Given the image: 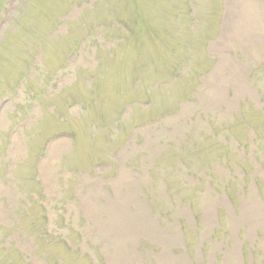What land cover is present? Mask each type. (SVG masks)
Masks as SVG:
<instances>
[{"label":"rangeland","instance_id":"rangeland-1","mask_svg":"<svg viewBox=\"0 0 264 264\" xmlns=\"http://www.w3.org/2000/svg\"><path fill=\"white\" fill-rule=\"evenodd\" d=\"M18 19L8 49L46 68L0 93V264H264V0H0V41ZM92 100L103 151L59 137L38 158L20 125L47 136Z\"/></svg>","mask_w":264,"mask_h":264},{"label":"trees","instance_id":"trees-1","mask_svg":"<svg viewBox=\"0 0 264 264\" xmlns=\"http://www.w3.org/2000/svg\"><path fill=\"white\" fill-rule=\"evenodd\" d=\"M24 8V7H23ZM23 10V9H22ZM22 10L20 11V13L22 12ZM9 15V13H7ZM5 17H1V20L4 22L6 18ZM26 13L21 16L22 19H25L26 17ZM21 23V19H18V28H11L7 31V33H5L3 35V40L0 41V48L3 50V52H0V62H1V67L4 68L3 72L7 70H11L13 76H12V80H7L4 79L3 82H5L4 87L0 88V93H5V92H10L9 87H12L15 83V81L19 78L23 79L25 81V83H29L28 85L30 86H34L35 85V81L34 79L37 77L38 73L37 70H40V74H42V72H44L45 68H46V62L42 63V65H40L39 63H34L33 60L30 61V57L33 56L34 53L39 54L42 56L44 55V51H40V50H36V45H26L23 46V44H21V49L22 50H18L17 46L15 48L12 49H8L10 46V44H12L13 42H15V40H17V34L20 32V30H22L24 27L23 25L20 24ZM18 41V40H17ZM43 44L45 45V42H43ZM7 51V53L5 54V52ZM28 53V54H27ZM44 58V57H43ZM42 58V59H43ZM35 68V73L32 71H27L28 68ZM22 76H25V78H22ZM48 76V73H47ZM44 79V78H43ZM8 81H11L10 83ZM41 82V84H40ZM40 88L41 86L44 85L45 82L40 81ZM21 83H17V87L20 86ZM40 88H37L38 91H40ZM13 96L11 95H7L4 96V98L0 101V104L2 102V104L6 103V102H11L13 101ZM95 100H92L90 102V105L87 108H83L81 112H79L78 114H72L70 111L66 112V114L62 115L63 119L62 122H60L61 126H64V128H62L61 130H58L56 132H52L51 134H48L47 136L45 135H40L39 133H37L36 129L34 128H27V124L24 122L22 123L21 127H23V130L28 129L29 133L25 135V139L29 142V145L31 144V142L33 141H38V139L43 140V145H42V149L40 150V156H46V153L48 154V149H47V143L54 137L59 136V135H63V134H67L68 136H71L73 138V140L75 141V143L78 144V141H83L86 140L87 144L85 145V149H87V151L92 152L94 151L95 148H99V150L104 149V144L102 143H96L94 142L96 140V138H99L100 134L103 132L107 131V126L105 127L104 125L100 124L99 122H103V120L106 119L104 112L100 110V104L95 106ZM98 102V100H97ZM47 112L43 113L40 120L38 121V124H45L46 121L49 120V117L51 118H59V115H57L58 110H60L59 107H55L53 109V112H50L51 110L49 108H46ZM57 109V111H56ZM22 111V107H15L14 109V113L19 114ZM61 111V110H60ZM83 120H87L89 121V125L87 126L88 128V132L90 133V135L92 136V138H90L91 140L87 139L88 137L82 132L79 123L83 122ZM110 121H112L110 119ZM114 121V120H113ZM116 122V119H115ZM19 123V122H18ZM117 123V122H116ZM115 123V127H114V131L119 132V130H117V124ZM48 124V123H46ZM36 126V125H35ZM93 126V129H92ZM90 128V129H89ZM103 128V129H102ZM13 131V130H12ZM81 137V138H80ZM107 142H109V139L107 137L106 139ZM7 143L9 144V141L7 140ZM40 143V146H41ZM109 145V143H108ZM0 146H2V143H0ZM29 151H31V148L29 149ZM31 155V156H30ZM33 160V154L31 151V154H28L27 159L25 158V160H23L21 163H23V165H25V172L27 170V168L30 166V163ZM20 164V163H19ZM17 164V165H19ZM35 171L37 173V167L35 168ZM206 174H204L205 176H203V178L201 179L202 182V186L206 187V186H210L212 188H214V184L216 186H220L222 187L224 180H227V178L223 175V173L220 170H214V171H209L206 172ZM23 174V173H22ZM209 176V177H208ZM3 179V177L1 178ZM19 179H25L24 177L19 178ZM87 253V252H86ZM86 257L90 256V252L87 255H83ZM90 258V257H89ZM99 259H91L90 264H103V259L100 260V262H98ZM30 264H35V263H30ZM41 264H48L47 262L45 263H41ZM75 264V263H74ZM78 264V263H76Z\"/></svg>","mask_w":264,"mask_h":264}]
</instances>
